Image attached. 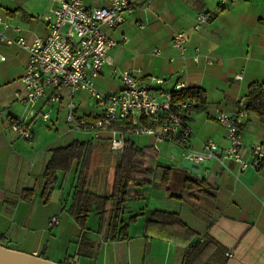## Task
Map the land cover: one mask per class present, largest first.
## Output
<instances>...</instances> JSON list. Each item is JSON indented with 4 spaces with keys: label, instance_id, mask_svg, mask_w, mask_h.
I'll use <instances>...</instances> for the list:
<instances>
[{
    "label": "crops",
    "instance_id": "0c3cea01",
    "mask_svg": "<svg viewBox=\"0 0 264 264\" xmlns=\"http://www.w3.org/2000/svg\"><path fill=\"white\" fill-rule=\"evenodd\" d=\"M84 2L95 6L106 0ZM132 3L134 9L125 13L121 25L113 30L102 26L117 43L108 50L110 61L94 78L95 85L103 92L116 91L121 85L120 73L128 70L142 79L161 78V84L153 85L159 99L163 97L160 91L175 90L177 81L186 87H200L206 103L201 110L192 108L185 117L192 131L185 146L200 150L203 141L212 138L225 148L226 128L216 119L218 112L235 113L249 84L264 82V0ZM56 5L57 0H0V19L8 23L5 33L16 36L13 27L19 26L20 34L28 40L45 36L48 28L44 16L52 14ZM200 12L207 13L208 18L195 29ZM177 32H184L186 37L183 54L173 46ZM27 58V51L17 44H0V244L56 262L69 258L67 264H184L183 241L164 240L156 247L149 246L148 238L146 243L137 238L130 244L131 237L118 240L105 232L99 234L96 221L88 226L93 246L77 252L82 230L71 206L80 167L74 163L70 170L58 171L49 195L43 197L42 174L50 149L73 141L90 142L86 190L101 195L111 192L122 152L112 154L106 138L92 139L89 133L68 128V87H48L31 107L22 102L19 96L25 93L22 76ZM54 94L60 98L52 99ZM90 98L86 90L75 91L78 116L94 118L101 114L102 107L94 98L91 105ZM15 120L29 127L30 139L13 132ZM241 131L240 154L248 165L242 169L232 159H225L223 164L209 159L201 162L203 175L180 168L184 155L179 143L164 141L154 150L152 136H130L136 146L146 148L152 164L169 169L171 177L167 187L156 185L155 177L146 183H129L134 195L125 203L121 217L150 218L153 210L174 212L195 233L192 241L207 234L225 248V264H264V167H258L259 159L252 151L253 145L264 151V122L244 110ZM139 137L146 138L144 145L136 143ZM146 156L138 160L145 164ZM187 175L204 179L203 191L184 189ZM27 188L34 190L28 199L23 194ZM88 218L99 215L93 211ZM147 246L151 251L145 250Z\"/></svg>",
    "mask_w": 264,
    "mask_h": 264
},
{
    "label": "built area",
    "instance_id": "2783aa9c",
    "mask_svg": "<svg viewBox=\"0 0 264 264\" xmlns=\"http://www.w3.org/2000/svg\"><path fill=\"white\" fill-rule=\"evenodd\" d=\"M133 9L132 0H106V3L95 6H88L84 0H57L53 13L44 16L47 34L33 40L21 35L19 26L13 27L16 36L7 35L4 30L8 23L0 19V44L14 43L28 53L22 76L25 93L19 96L21 101L31 107L48 87L56 90L65 86L69 88L65 103L68 128L89 133L92 139L106 138L112 154L121 153L130 136L149 135L153 137L154 150H158L161 142H177L183 147L184 157L190 160L203 162L218 159L223 164L225 159H232L244 169L248 163L240 154L243 101L235 113L219 111L216 116L226 128L228 145L220 148L215 140L206 138L202 148L196 150L185 146L192 134L185 117L196 102L194 99L173 101L171 91H160L163 97L159 99L153 92V85L161 84V78L142 79L123 70L118 90L101 92L95 86L94 78L100 74L104 63L110 61L108 50L117 43L104 32L102 26L111 30L117 28L125 21V13ZM207 18V13L200 12L194 28H199ZM185 41L184 32L173 35V46L180 54L184 53ZM194 60L198 57L194 56ZM184 87L186 84L183 81H177L175 90ZM78 89L86 90L102 107L99 116L87 118L76 114L73 97ZM59 98V94L52 96V99ZM43 117L47 118V114ZM11 128L18 136L25 139L32 137L31 130L21 120L13 121ZM252 151L257 159L264 156L259 145H253Z\"/></svg>",
    "mask_w": 264,
    "mask_h": 264
},
{
    "label": "trees",
    "instance_id": "16d2710c",
    "mask_svg": "<svg viewBox=\"0 0 264 264\" xmlns=\"http://www.w3.org/2000/svg\"><path fill=\"white\" fill-rule=\"evenodd\" d=\"M173 101L194 99L193 108L201 110L206 103L205 92L202 88L191 86L171 91ZM243 109L257 115L264 122V82H251L243 101ZM91 144L87 141H73L64 146L50 149V157L42 174V196L49 195L56 182L58 171H68L75 163L80 167L78 180L74 185L71 211L74 220L82 230L78 241L77 252L81 249H90L93 241L88 238V216L91 212L99 215L97 232H105L110 239H126V233H117L120 225L121 231L128 226V220L120 219L125 203L134 195L129 190V183H146L152 177L158 178L156 185L167 187L171 177L169 169L162 165L152 164V159L146 156V148L136 146L129 139L126 140L124 150L119 155L116 165L115 178L109 194H96L86 190V169L89 166ZM146 156L147 163H142L139 157ZM258 167H264V156L258 161ZM155 169V170H154ZM159 172V175H158ZM204 179L194 175H187L183 180L184 189L191 193L203 191ZM32 188L24 190V198L28 199L33 193ZM108 214V218H106ZM136 218L129 217V220ZM146 231L156 233L169 241H183L184 264H225V248L210 235H204L192 241L194 232L184 224L174 212L153 210L150 218H146ZM67 258L64 262L67 264Z\"/></svg>",
    "mask_w": 264,
    "mask_h": 264
},
{
    "label": "water",
    "instance_id": "95a60500",
    "mask_svg": "<svg viewBox=\"0 0 264 264\" xmlns=\"http://www.w3.org/2000/svg\"><path fill=\"white\" fill-rule=\"evenodd\" d=\"M118 162V160H117ZM180 168L189 170L190 173L203 175V165L201 162L190 160L184 157ZM0 264H65L52 261L50 259L12 249L0 244Z\"/></svg>",
    "mask_w": 264,
    "mask_h": 264
},
{
    "label": "rangeland",
    "instance_id": "374dc122",
    "mask_svg": "<svg viewBox=\"0 0 264 264\" xmlns=\"http://www.w3.org/2000/svg\"><path fill=\"white\" fill-rule=\"evenodd\" d=\"M98 90L103 92L99 88H98ZM90 100H91L90 101L91 105H93L94 104L93 97H91ZM55 132L56 131H54V133ZM136 143L139 144V145H144L146 143V138L145 137H139V138L136 139ZM114 165L115 164L113 163L112 167H114ZM120 219H123L125 221L128 220V226H127L126 232H125V230L121 231V228H120L121 224H120L117 227L116 232L118 231L117 233H126V235L128 237H131L130 239H133V240H132V242L130 244H134V242L137 240V238H139V240H137V241H141L142 243H146V238H148L151 241L149 246H151V244L152 245L156 244L155 245L156 247L158 246V244L161 243V241H164V240L165 241H169L168 239H165V238L161 237L160 235L157 236L156 233L153 234V232L146 231V218H136L135 220H129V218H120ZM95 221H96V227H97L98 226V218H88V226H91ZM170 242H173V241H170ZM170 244H172L171 246L173 248L175 247L174 243H170ZM144 248H145V246L143 244V249L142 250H144ZM145 250L149 251L150 247L147 246ZM147 256L149 257V255H147ZM139 259H141V255L139 256ZM76 264H94V263L81 262V263H76Z\"/></svg>",
    "mask_w": 264,
    "mask_h": 264
}]
</instances>
